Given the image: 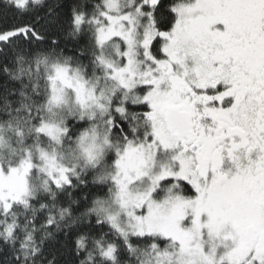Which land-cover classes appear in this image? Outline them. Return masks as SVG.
Listing matches in <instances>:
<instances>
[{"label":"snow or ice","instance_id":"obj_1","mask_svg":"<svg viewBox=\"0 0 264 264\" xmlns=\"http://www.w3.org/2000/svg\"><path fill=\"white\" fill-rule=\"evenodd\" d=\"M0 264H264V0H0Z\"/></svg>","mask_w":264,"mask_h":264}]
</instances>
